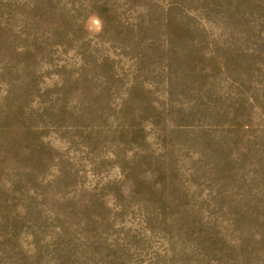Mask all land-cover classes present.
<instances>
[{
  "label": "rangeland",
  "instance_id": "rangeland-1",
  "mask_svg": "<svg viewBox=\"0 0 264 264\" xmlns=\"http://www.w3.org/2000/svg\"><path fill=\"white\" fill-rule=\"evenodd\" d=\"M0 264H264V0H0Z\"/></svg>",
  "mask_w": 264,
  "mask_h": 264
}]
</instances>
